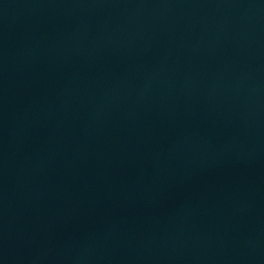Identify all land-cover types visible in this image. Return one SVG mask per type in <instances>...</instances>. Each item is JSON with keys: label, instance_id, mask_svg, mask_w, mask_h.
<instances>
[{"label": "water", "instance_id": "obj_1", "mask_svg": "<svg viewBox=\"0 0 264 264\" xmlns=\"http://www.w3.org/2000/svg\"><path fill=\"white\" fill-rule=\"evenodd\" d=\"M0 264H264V0H0Z\"/></svg>", "mask_w": 264, "mask_h": 264}]
</instances>
